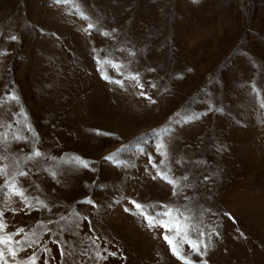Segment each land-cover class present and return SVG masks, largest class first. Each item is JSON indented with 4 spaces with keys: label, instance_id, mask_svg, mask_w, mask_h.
Instances as JSON below:
<instances>
[{
    "label": "rangeland",
    "instance_id": "374dc122",
    "mask_svg": "<svg viewBox=\"0 0 264 264\" xmlns=\"http://www.w3.org/2000/svg\"><path fill=\"white\" fill-rule=\"evenodd\" d=\"M0 168L8 264H264V0H0Z\"/></svg>",
    "mask_w": 264,
    "mask_h": 264
},
{
    "label": "snow or ice",
    "instance_id": "6c2138e0",
    "mask_svg": "<svg viewBox=\"0 0 264 264\" xmlns=\"http://www.w3.org/2000/svg\"><path fill=\"white\" fill-rule=\"evenodd\" d=\"M55 3L60 4V3H69L70 0H54ZM88 28L91 29L93 28V25L89 24ZM113 32H115V29L112 30ZM101 35L107 36L109 35L107 32H103L101 33ZM12 40H15L16 37L12 36L11 37ZM93 51H95V49H93ZM131 55V53H130ZM94 59H96L94 57ZM100 60L97 59V64H100ZM113 67H115V65H113ZM98 71H100V69H97ZM102 79L107 80L109 83H115L117 85L123 86V82L119 79H112L110 76L104 75L102 73L101 75ZM128 79L134 80L136 81V85L138 87H143V85L140 84L139 81V75L138 74H134L131 75L130 77H126ZM141 95H144L143 92H141ZM5 99H9V100H16L18 99L15 95H9L8 97H5ZM189 119H192L191 117ZM15 140L19 141L22 139H25L22 136H15L14 137ZM157 149L160 150L162 148H164L163 144H158L156 145ZM161 155H164L163 152H160ZM42 155V153L38 150H33V153L31 156L26 157V159H33L34 157H40ZM111 157H105V159H110ZM79 160V158H77ZM82 166L87 168L88 165L86 163H84L83 161H80ZM148 162L150 164H152L153 167H156L155 164H153L152 161V157H149ZM161 163H163V161H161ZM177 163H180V161H177ZM3 169L0 168V172H2ZM20 176H26L27 173L25 172H20L19 173ZM156 178H160L162 180H164L166 183H168L169 185H172V195L176 196L177 193V181L171 179L166 173H163L161 171H157L156 175L153 177V179ZM185 180H187V176L184 177ZM205 179H207V177H205ZM5 188H8L9 190H11L13 192L14 195H18L21 197H24L25 200L27 199V197L25 196V192L24 190H22L21 188L18 187V185L16 183H9L8 181H5L4 186ZM37 203L40 205V207H46V205H44V203L42 201L37 200ZM88 203H92V201H88ZM131 203L134 205V207L139 210V214L141 216L144 217V219L147 221L148 223V227L149 228H153V227H161L163 229H165V231H171L172 229H175V236H169V235H164L163 239L167 242V244L169 245V249L172 252V254L180 261H182V264H193L192 260L189 259V257L182 255L181 252V247H180V243H187L188 246L192 249V252L196 253V254H200V245L203 244V241H193L191 239H184L181 242H177L176 241V237H179L182 235V231L186 232L187 231V225H183L182 226V222L180 219L176 218V216L173 215V213H176L177 216H182L183 213H180V210L178 208L174 209L172 207H169L167 205H161V209H163L162 211L157 212L155 215H149L147 213H145L143 211V206L139 203H136L135 201H131ZM30 207V205L25 204V208ZM15 211V210H13ZM125 211L127 212L128 209H125ZM4 213L0 212V231H3V229H5L7 227V224L2 220ZM227 215V213H226ZM159 217H167L168 219H159ZM185 220L188 219V217L184 218ZM23 229H17L16 233H11V234H6L3 236H0V261L3 262V264H8V261L5 259V251L3 250V248H7V254L11 257H13L14 259L17 257V252L18 251H23V249H14L13 247H11L10 245L13 243V235L18 234L19 232H22ZM201 236L204 235L203 232L200 233ZM16 243H19L18 241H16ZM31 246V245H29ZM207 247V245H205V248ZM61 255H65V253H61ZM109 255H115V253H109ZM36 259L37 257L35 256V253H33L32 256H30L28 258V264H36ZM201 264H207V261H202Z\"/></svg>",
    "mask_w": 264,
    "mask_h": 264
}]
</instances>
